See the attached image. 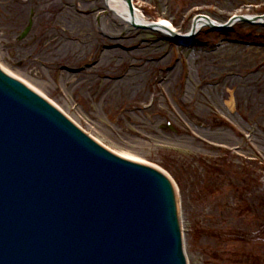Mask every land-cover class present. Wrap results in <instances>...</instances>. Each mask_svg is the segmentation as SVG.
I'll return each instance as SVG.
<instances>
[{"label":"rangeland","instance_id":"rangeland-1","mask_svg":"<svg viewBox=\"0 0 264 264\" xmlns=\"http://www.w3.org/2000/svg\"><path fill=\"white\" fill-rule=\"evenodd\" d=\"M66 1L70 15L74 14L75 7L85 4L82 0ZM95 1L98 12L90 15V19L77 20L81 16L74 14L70 17L72 20L67 19L69 24L65 21L66 27L80 40L85 39V45L100 44L108 36L127 30L129 44H146L140 48L161 55L174 74L157 83L156 94L149 91L153 87L151 78L161 74L157 69H162L163 74L166 71L159 66L150 74L146 72L147 99L130 100L137 107L130 111L129 119L120 116L117 111L120 106L109 108L98 100H85L80 89L73 87L72 75L62 71V64L86 62L90 56L84 49L75 48L76 56L72 57L65 56L64 48H60L56 52L59 55H52L50 60L39 56V50L35 54L34 48L45 24L31 7L18 13V18L11 19V23L6 19L9 0H0V65L33 86L106 149L162 170L177 190L187 264H228L223 260L229 247L221 250L208 231L217 230L205 226L207 216L212 219L217 214L213 204L220 196L223 197L219 200L228 198L229 208L234 207L233 191L230 187L220 188L210 195L209 190L214 189L204 188L203 165L223 156L236 164L250 159L256 163L257 184L264 185V170L262 173L259 163L261 160L264 164V25L239 23L221 31L204 27L197 39L182 45L159 32L133 27L117 29L101 0ZM133 3L147 20L165 19L178 33L186 32L199 14L223 22L234 14L264 12V0H133ZM30 18L32 26L28 35L18 40ZM76 21L85 28L74 27ZM130 60L137 61L135 56ZM71 73L81 74L76 75L79 78L87 75L81 70ZM155 100H158L156 108L148 110ZM253 108L260 109L259 113L248 117ZM167 122L179 133L162 130L160 126ZM208 175L209 179L215 177ZM257 243L261 247L255 251L263 254L257 264H264V240ZM255 251L250 256L251 264H254Z\"/></svg>","mask_w":264,"mask_h":264},{"label":"water","instance_id":"water-1","mask_svg":"<svg viewBox=\"0 0 264 264\" xmlns=\"http://www.w3.org/2000/svg\"><path fill=\"white\" fill-rule=\"evenodd\" d=\"M0 264H185L168 180L1 73Z\"/></svg>","mask_w":264,"mask_h":264},{"label":"bare ground","instance_id":"bare-ground-1","mask_svg":"<svg viewBox=\"0 0 264 264\" xmlns=\"http://www.w3.org/2000/svg\"><path fill=\"white\" fill-rule=\"evenodd\" d=\"M84 6H77L74 8L73 13L77 16H81V19H90V15L98 12L97 4L95 0H82ZM101 5L108 11L110 15V21L116 26L117 29L123 30L124 28L133 27V24L149 25L144 15L138 9H135L131 14L128 10L125 0H101ZM10 9L6 11V19L12 23L11 19L18 18V13H21L25 8H33L38 19L45 24V29L38 39L34 52L39 50L38 55L48 60L52 55L56 53L60 48H64L65 56H76V49H84L86 55L90 56L86 62L78 65H72V63L62 64V71H68V75H72V81H74V88L80 89L82 96L88 101H99L101 105L106 107H118L121 105L124 108L117 109L120 111V116L129 119L130 111L136 109L135 104H131V99H138L140 101H146L147 92L145 88L146 75L154 72L155 67L162 66V69H157L159 76L151 78L150 85L153 86L151 93L158 92V82L163 77L164 80L172 78L173 73H170V64H166L165 60L161 58V55H153L155 52L145 51L147 49L140 48L142 43L129 44L127 42L128 31L124 30L123 33L118 35L108 36L105 41H99L100 44L92 43L85 45V39L80 40L77 35L72 32L71 29L66 27L67 19L72 20L70 17H74V14H68L67 7L68 2L66 0H35L33 3H29L25 0H9ZM73 9V7H72ZM69 16L68 18H65ZM66 21V24H65ZM197 28L202 27L203 21L195 23ZM217 24V23H215ZM74 27L85 28V25L75 22ZM154 30L168 35V30H175L174 27L165 19H159L153 23ZM152 30V31H154ZM188 32H186L187 34ZM78 41L77 44H74ZM184 42V41H183ZM86 46V47H84ZM88 46H94L89 47ZM148 48V47H145ZM133 49H137L134 51ZM139 49V50H138ZM142 50L143 52H141ZM42 51V52H40ZM145 51V52H144ZM60 53V52H59ZM59 55V54H58ZM37 56V55H36ZM135 56L137 61L130 60ZM57 58V57H56ZM61 61V60H60ZM59 62V61H57ZM56 62V63H57ZM1 69L5 73H9V76L13 75L5 67L1 66ZM81 70L86 72V76L78 77L72 74V71ZM148 72L147 74H145ZM16 77V76H15ZM70 76H68L69 78ZM28 87H31L35 93L40 95L33 86L20 79ZM171 81V80H170ZM155 82V83H154ZM126 103V104H125ZM158 100L152 101L149 106L150 109H155L158 105ZM249 105V104H248ZM246 106V108L248 107ZM260 109H250L248 117L253 118L258 114ZM247 112V110H246ZM131 161H138V163H144L134 158L124 157Z\"/></svg>","mask_w":264,"mask_h":264},{"label":"trees","instance_id":"trees-1","mask_svg":"<svg viewBox=\"0 0 264 264\" xmlns=\"http://www.w3.org/2000/svg\"><path fill=\"white\" fill-rule=\"evenodd\" d=\"M221 166L223 169H217L214 173L213 170L209 171L216 176V178L214 177L213 183L211 185H214L215 181H218L220 187L221 185H223V187L225 185H231L230 180H232V178L229 179V175L232 174V176L236 178L235 184L233 186V197L236 201V205L233 209L234 214H228V209L226 207L218 208L217 214L213 216L210 224H212V226L223 224L222 228L226 227L225 236L219 232V235L222 237L220 238L221 240L228 239V241L244 242L245 245H250V243L253 242L246 241L257 239L261 235L262 229H260V226L262 222L264 223V205L262 204L264 193L261 194L254 192V189L251 186L252 179H250L248 175L250 173L249 171L243 169L241 170L240 168L238 169L241 171H235L238 166H234L232 164H229L228 166L223 163ZM215 189V191H217V188ZM212 193L214 192H210V195H212ZM224 218L226 219L224 220ZM234 221H241L242 223L246 224V231H240L242 227H233ZM250 253L251 252L245 253V251H242L240 254H236L232 252L228 255L226 261L229 264L237 263L239 261H246L245 258H248Z\"/></svg>","mask_w":264,"mask_h":264}]
</instances>
